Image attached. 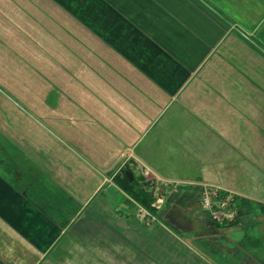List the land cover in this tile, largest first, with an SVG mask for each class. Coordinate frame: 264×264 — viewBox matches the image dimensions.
Instances as JSON below:
<instances>
[{"label":"crops","instance_id":"crops-1","mask_svg":"<svg viewBox=\"0 0 264 264\" xmlns=\"http://www.w3.org/2000/svg\"><path fill=\"white\" fill-rule=\"evenodd\" d=\"M165 1H135L141 70L105 55L99 86L38 100L25 48L57 12L0 0V264H264V0ZM203 183L237 193L235 221L201 206Z\"/></svg>","mask_w":264,"mask_h":264},{"label":"rangeland","instance_id":"rangeland-1","mask_svg":"<svg viewBox=\"0 0 264 264\" xmlns=\"http://www.w3.org/2000/svg\"><path fill=\"white\" fill-rule=\"evenodd\" d=\"M38 1L35 0V2ZM48 1L52 5L51 8L48 6L50 8L48 12H57L56 15L50 16L53 24L55 22L63 29L58 30L57 26L48 24L47 38H52V40H48L47 45L37 38L35 32L32 33L31 46L25 48L31 52L32 76H27L26 82L19 88H26V93L27 90L32 89L37 93L39 92L37 99L42 100L52 88H55L53 91L63 92L64 89L76 86L87 87L94 78H96L99 86L103 81L104 68L106 70V65H109L105 55L106 58L109 55H115L122 60V67L118 62L110 63L109 66L115 71L123 70L126 65L141 70L136 63L135 37L138 33L150 34L152 32L147 27L146 30L141 31V23L149 22L150 18L142 19L141 12L135 11L136 0ZM162 2L167 4L165 0H144V4L147 6L152 3H155V6H162ZM223 3L225 2L223 1ZM224 19L225 21L228 20L226 17ZM236 32L240 35L249 36L247 32L245 33L239 28L234 30V33ZM119 39L124 41L120 44ZM144 46V53L150 54L152 47ZM138 49L140 50L141 47ZM17 54H19L18 51ZM94 57H96L95 60L92 59ZM46 64L49 72L47 75L49 76H45L44 69L41 70L39 67L41 65L43 68ZM68 97L71 99L73 96L68 95ZM73 100L78 102V96ZM128 157L129 154L126 152L121 156L117 169H120L119 167L125 162L127 164L122 172L135 164V159H128ZM1 169L0 171H2ZM143 186H145L146 191L152 190L151 182H144Z\"/></svg>","mask_w":264,"mask_h":264},{"label":"built area","instance_id":"built-area-1","mask_svg":"<svg viewBox=\"0 0 264 264\" xmlns=\"http://www.w3.org/2000/svg\"><path fill=\"white\" fill-rule=\"evenodd\" d=\"M127 162L119 169L123 170ZM201 188V206L209 211L212 217L219 223L233 222L237 219L238 213L234 209V202L237 193L217 184H199Z\"/></svg>","mask_w":264,"mask_h":264},{"label":"trees","instance_id":"trees-1","mask_svg":"<svg viewBox=\"0 0 264 264\" xmlns=\"http://www.w3.org/2000/svg\"><path fill=\"white\" fill-rule=\"evenodd\" d=\"M124 173H125V171H123L122 174L126 178V175ZM125 189H127V191L129 190V193L131 195H133L145 207L150 209L152 212H156V210L154 208H152V206H151V202L153 201V198H152V195L150 193H146V192L137 193V192H134L132 189H129V188H125Z\"/></svg>","mask_w":264,"mask_h":264},{"label":"water","instance_id":"water-1","mask_svg":"<svg viewBox=\"0 0 264 264\" xmlns=\"http://www.w3.org/2000/svg\"><path fill=\"white\" fill-rule=\"evenodd\" d=\"M126 175L128 176V178L130 179V181H134V174L133 172H131L130 170L126 171Z\"/></svg>","mask_w":264,"mask_h":264}]
</instances>
